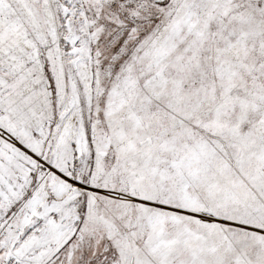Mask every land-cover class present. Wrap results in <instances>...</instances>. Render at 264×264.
I'll use <instances>...</instances> for the list:
<instances>
[{"label": "snow or ice", "instance_id": "6c2138e0", "mask_svg": "<svg viewBox=\"0 0 264 264\" xmlns=\"http://www.w3.org/2000/svg\"><path fill=\"white\" fill-rule=\"evenodd\" d=\"M0 264H264V0H0Z\"/></svg>", "mask_w": 264, "mask_h": 264}]
</instances>
